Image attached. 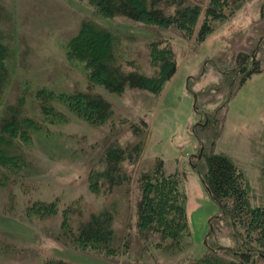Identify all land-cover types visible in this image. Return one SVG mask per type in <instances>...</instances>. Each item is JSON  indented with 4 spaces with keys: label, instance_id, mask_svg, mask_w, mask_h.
<instances>
[{
    "label": "rangeland",
    "instance_id": "374dc122",
    "mask_svg": "<svg viewBox=\"0 0 264 264\" xmlns=\"http://www.w3.org/2000/svg\"><path fill=\"white\" fill-rule=\"evenodd\" d=\"M209 2L182 0L181 7H200L194 25L182 31L103 17L87 0H0V36L10 49L0 116L21 104L20 116L37 126L27 142L12 139L3 147L18 164L0 165V264H188L210 245L236 248L241 230L215 221L219 206L201 177L207 155L224 156L241 175L250 207L264 205V0L225 8L223 20L199 36ZM84 22L110 32L123 72L152 76V44L171 48L176 72L156 93L129 87L111 93L92 83L84 62L70 54ZM253 66L258 72L248 75ZM84 93L107 101L109 117L87 118L77 100ZM138 141V159L122 164L128 180L111 190L100 181L95 186L106 150ZM158 164L185 196L191 238L180 252L137 228L138 178ZM102 212L113 216L112 253L75 235Z\"/></svg>",
    "mask_w": 264,
    "mask_h": 264
},
{
    "label": "trees",
    "instance_id": "16d2710c",
    "mask_svg": "<svg viewBox=\"0 0 264 264\" xmlns=\"http://www.w3.org/2000/svg\"><path fill=\"white\" fill-rule=\"evenodd\" d=\"M103 17H124L131 21L163 27L175 26L182 31L189 30L196 22L200 7L183 6L182 0H87ZM242 0H210L204 11L205 21L199 28V36H205L212 28L211 23L224 18L225 8L233 7ZM163 5L165 8H159ZM174 7L172 13L166 9ZM109 31L100 29L92 22H84L73 40L71 55L84 62L89 70L88 79L102 85L111 93H121L126 87L158 92L176 72L174 54L169 47H150V60L154 73L147 76L138 71L123 72L116 65L114 54L117 42ZM114 43L116 46H114ZM98 47L100 51H98ZM9 47L0 36V103L4 87L8 80L6 59ZM254 65V63L252 64ZM253 66L249 73L258 72ZM85 116L94 121H101L112 113L111 105L98 95L84 93L77 96ZM21 104L8 105L0 116V165L18 164L13 155L4 148L12 146V139L27 142L30 131L36 125L20 116ZM142 150V141L122 148L114 145L108 148L103 157L104 168L96 175L98 181L106 183L109 190L128 180L122 164L134 163ZM207 170L201 179L209 189L212 199L219 206V215L215 221H225L227 225L241 230L236 232V248L209 246L206 255L190 260L188 264H255V259L264 261V205L252 208L247 201L246 189L241 184V175L234 165L224 156L207 155ZM141 198L137 203V228L142 233L156 234L162 248L180 252L191 238L185 213V196L179 188L174 175H166L161 164L144 172L138 178ZM230 203V204H229ZM113 216L110 212L92 214L86 222L76 229V237L81 243L108 250L114 238ZM213 228L211 227V233ZM167 242V243H166ZM158 245V246H159ZM47 264H65L62 261H48Z\"/></svg>",
    "mask_w": 264,
    "mask_h": 264
},
{
    "label": "water",
    "instance_id": "95a60500",
    "mask_svg": "<svg viewBox=\"0 0 264 264\" xmlns=\"http://www.w3.org/2000/svg\"><path fill=\"white\" fill-rule=\"evenodd\" d=\"M202 151V150H201ZM198 157H200V154L198 155ZM202 183L204 184V181H202ZM204 187H205V190H206V192H207V194L209 195V196H211L210 195V191H209V189L204 185Z\"/></svg>",
    "mask_w": 264,
    "mask_h": 264
}]
</instances>
